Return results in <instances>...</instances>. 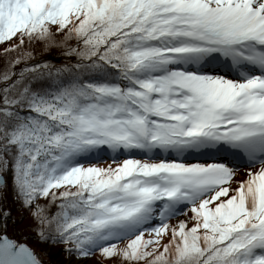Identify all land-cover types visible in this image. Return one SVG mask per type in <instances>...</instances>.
<instances>
[{
    "label": "snow or ice",
    "instance_id": "1",
    "mask_svg": "<svg viewBox=\"0 0 264 264\" xmlns=\"http://www.w3.org/2000/svg\"><path fill=\"white\" fill-rule=\"evenodd\" d=\"M0 45V264H264V0H0Z\"/></svg>",
    "mask_w": 264,
    "mask_h": 264
},
{
    "label": "trees",
    "instance_id": "2",
    "mask_svg": "<svg viewBox=\"0 0 264 264\" xmlns=\"http://www.w3.org/2000/svg\"><path fill=\"white\" fill-rule=\"evenodd\" d=\"M0 47H2V45H0ZM36 51L38 53V55H43V56H49V57H54L55 54H56V50L53 49L51 52H42L41 49L39 47L36 48ZM56 62L59 63L60 60L57 58L56 59ZM110 154L109 153H103L102 156L104 157V159L101 160V163H106L107 162V157L109 156ZM171 222H175L174 220L171 221ZM47 247H50L52 248L53 250L57 249L59 251V249L62 247V245H42L40 248H38L37 250L41 253V256L42 258L47 262V261H52V258L50 257H46L44 255L45 251L44 249L47 248ZM62 255V259L61 261H63L64 259H66L65 255L63 253H61ZM98 255V254H97ZM90 264H96V258L93 257L90 259Z\"/></svg>",
    "mask_w": 264,
    "mask_h": 264
},
{
    "label": "rangeland",
    "instance_id": "3",
    "mask_svg": "<svg viewBox=\"0 0 264 264\" xmlns=\"http://www.w3.org/2000/svg\"><path fill=\"white\" fill-rule=\"evenodd\" d=\"M196 160H199L200 162H205V158L204 157H199V156H196V155L190 156L186 162L191 163V162H195ZM241 172H243V167L241 169ZM45 249H48V251H45V253H44V255L47 258L50 257V258H52V260L61 261L62 255H61L60 251H58L57 249L53 250L50 247H47ZM89 264H90V261H89Z\"/></svg>",
    "mask_w": 264,
    "mask_h": 264
}]
</instances>
